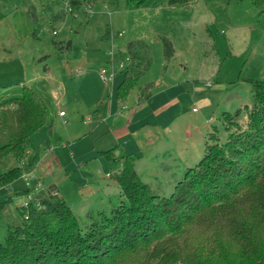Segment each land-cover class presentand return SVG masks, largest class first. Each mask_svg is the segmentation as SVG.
Listing matches in <instances>:
<instances>
[{"label": "rangeland", "instance_id": "1", "mask_svg": "<svg viewBox=\"0 0 264 264\" xmlns=\"http://www.w3.org/2000/svg\"><path fill=\"white\" fill-rule=\"evenodd\" d=\"M69 1L0 0V95L36 85L54 120L52 132L42 127L32 135L20 163L29 182L38 181L33 191L20 193L29 188L22 175L0 181V241L18 208L52 184L81 222L90 210L128 203L113 177L122 155L133 158L154 192L169 196L202 159L206 142L226 139L223 113L252 104L250 80H264V13L251 0H102L73 13ZM163 38L172 43L170 55ZM135 39L153 53L138 86L154 88L142 104L133 92L123 109L117 87L125 45ZM101 68L114 71L112 82L100 79ZM109 149L114 159L102 153ZM14 164L6 158L0 173Z\"/></svg>", "mask_w": 264, "mask_h": 264}, {"label": "trees", "instance_id": "2", "mask_svg": "<svg viewBox=\"0 0 264 264\" xmlns=\"http://www.w3.org/2000/svg\"><path fill=\"white\" fill-rule=\"evenodd\" d=\"M99 1L70 0L69 6L73 13ZM128 1L140 5L146 0ZM251 1L264 13V0ZM163 41L172 54L171 41ZM125 48L128 62L116 97L124 105L136 92L143 103L154 88L153 82L138 86L152 65V48L142 39L128 41ZM250 81L252 104L223 113L226 139L207 141L202 159L187 167L169 196L154 192L141 180L133 158L122 155V168L113 177L128 203L110 212L90 210L81 222L52 184L8 222L0 264H264V80ZM42 127L52 132L54 120L36 85L0 95V129L6 138L0 164L6 158L16 162L0 173L4 185L23 174L20 163ZM102 153L115 158L112 149ZM35 184L20 193L29 194Z\"/></svg>", "mask_w": 264, "mask_h": 264}, {"label": "built area", "instance_id": "3", "mask_svg": "<svg viewBox=\"0 0 264 264\" xmlns=\"http://www.w3.org/2000/svg\"><path fill=\"white\" fill-rule=\"evenodd\" d=\"M68 5H69V2H68ZM70 11L72 12V8H70ZM112 59H113V58H112ZM120 66H121V67H124V66H125L123 61L120 62ZM82 71H83L82 69H78V70L76 71V74H80ZM114 75H115V74H114V71H113V70L108 71V70L105 69V68H101L100 71H99V77H100V79H101L104 83H106V84H108V83H110V82L113 81V79H114ZM122 108H123V109L127 108L126 104L122 105ZM59 114L63 116V115H65V112H64L63 110H61V111L59 112ZM22 176H23V178L25 179L26 184H27L28 186H31L32 183L29 182V179H30V178H33V176L31 175V172H29V173H23ZM34 179H35V178H34ZM36 181H37V180H36ZM37 182H38V181H37ZM37 182H36V183H37ZM38 185L40 186L39 183H38ZM36 188H37V186H36ZM25 204H26V203H25Z\"/></svg>", "mask_w": 264, "mask_h": 264}, {"label": "crops", "instance_id": "4", "mask_svg": "<svg viewBox=\"0 0 264 264\" xmlns=\"http://www.w3.org/2000/svg\"><path fill=\"white\" fill-rule=\"evenodd\" d=\"M21 83H22V82H21ZM136 103H138V104H142V103H139V102H138V99H136ZM125 109H127V108H125ZM59 115H60V114H59ZM60 116H62V115H60ZM63 116H65V115H63ZM129 117H130V114H127V121H128V122H129V120H130ZM118 118H119V117L116 115V116H115V121H118Z\"/></svg>", "mask_w": 264, "mask_h": 264}]
</instances>
